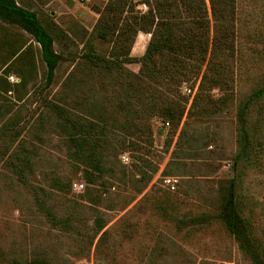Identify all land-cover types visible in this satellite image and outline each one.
Wrapping results in <instances>:
<instances>
[{"label": "rangeland", "instance_id": "374dc122", "mask_svg": "<svg viewBox=\"0 0 264 264\" xmlns=\"http://www.w3.org/2000/svg\"><path fill=\"white\" fill-rule=\"evenodd\" d=\"M108 1L15 0L34 12L54 37V50L62 60L50 84L38 44L21 29L0 24V264H252L216 215L234 178L236 107L262 74L260 63L231 66L230 93L229 87L227 93L213 90L215 107L208 115L187 117L196 92L190 96L184 89L197 91L198 80L182 83L178 94L187 103L178 128L170 123L166 127L159 115L150 117L152 136L145 141L116 128L107 138L100 171L81 169L71 159L68 139L49 104L64 102L73 115H85L75 105L88 101L89 108H105L110 117L116 94L140 65L124 64L122 73L102 76L81 63L83 54L91 46L110 58L124 46L130 57L139 58L151 38L138 32L132 44V32L123 34L117 27L107 40L99 39L98 20ZM145 1L132 0V10L122 17L130 20L146 12ZM205 1L215 48L223 41L228 51L224 54H229L228 46L232 49V42H238V51L253 59L257 52L248 38L260 19V6L236 0L232 22L221 31ZM17 52L21 54L12 57ZM227 72L229 78V63ZM4 74L16 76L18 84L5 81ZM146 81L156 89L157 106L165 105L170 98L164 84ZM224 97L228 101L218 107ZM108 98L113 100L105 104ZM90 113L88 120L100 116L98 111ZM242 181L255 230L263 234L264 172L246 169ZM74 183L84 188L76 191ZM37 198L56 219H69V224L52 225Z\"/></svg>", "mask_w": 264, "mask_h": 264}, {"label": "trees", "instance_id": "16d2710c", "mask_svg": "<svg viewBox=\"0 0 264 264\" xmlns=\"http://www.w3.org/2000/svg\"><path fill=\"white\" fill-rule=\"evenodd\" d=\"M208 1L215 23L221 31H225V25L228 21L231 23L234 17L236 0ZM251 1L260 6V19L255 21L248 38L251 49H256L257 52L253 59H246L238 51L241 46L238 42H232V49L228 46L229 54H224V50L228 51L223 41L215 48L214 40L210 41L209 38L210 25L205 0H146L148 10L142 14H133L130 20L122 16L132 10V0H109L98 20V38L107 40L119 27L123 34L128 29L132 32L133 44L138 32L149 33L151 38L145 52L139 58L130 57L125 47L121 46L110 58H106L90 46L89 51L83 54L81 63L98 69L102 76L122 73L124 64H139V72L132 75L131 82L121 86L122 91L119 95L116 94L118 98L114 100L115 109L110 117L105 116L109 112L105 108H89L88 101L83 103V100L77 101L75 106L83 109L86 114L98 111L100 116L97 119L88 120L86 114L73 115V111L64 102L49 106L58 117V127L68 139L71 159L80 168L89 167L96 172L100 171L103 152L108 144L107 138L116 128L137 141H145L152 136L149 126L151 116L159 115L164 122L178 128L187 103L178 94L182 83L194 85L198 80L197 91L187 110V117L208 115L210 108L215 107L212 91L218 89L227 93L226 88L229 87L230 93L233 85L231 66L237 63L245 68L260 63L262 74L254 80V87L236 107L237 151L233 161L234 178L229 180L216 217L252 264H264V232H256L253 210L244 200L241 191L246 169L264 172V0ZM0 24L15 26L31 36L39 46L41 60L46 67V81L48 84L52 83L62 58L54 50L53 35L37 15L19 6L15 0H0ZM20 54L21 52H17L12 57ZM5 75L9 74L1 77L7 81ZM146 79L155 84H164L170 98L165 105L157 106V97H154L156 94L152 91L154 88L147 84ZM173 95H176V100ZM112 98L104 99L105 104L113 100ZM219 101L218 107L224 106L228 100L224 97ZM85 175L88 183L93 184L94 179L90 174ZM36 203L41 206L52 225L65 227L69 224V219H56L38 198ZM101 229L102 226L98 230ZM13 264L48 263L44 260H16Z\"/></svg>", "mask_w": 264, "mask_h": 264}, {"label": "built area", "instance_id": "2783aa9c", "mask_svg": "<svg viewBox=\"0 0 264 264\" xmlns=\"http://www.w3.org/2000/svg\"><path fill=\"white\" fill-rule=\"evenodd\" d=\"M5 78L7 79V81H8L9 83H13V84L16 83V84H17V83L19 82V80L17 79V77L14 76V75H11V74L5 76ZM184 92H185L187 95L193 96L194 93L196 92V88L193 89V90L190 89V88H185V89H184ZM164 125H165L166 127H169V122H165ZM122 160H123V161H128V158H127L126 156H122ZM170 181H171V180H165L164 182H166L167 184H170V183H171ZM73 188H74V190H76V191H80V190H82V189L84 188V185H83V184H79V183H74V184H73ZM171 188L174 189L173 186H172ZM79 264H92V263L89 262V261H87V260H83V261H81Z\"/></svg>", "mask_w": 264, "mask_h": 264}]
</instances>
